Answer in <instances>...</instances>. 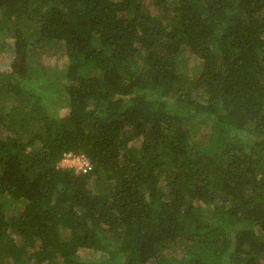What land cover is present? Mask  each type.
<instances>
[{"label": "trees", "instance_id": "1", "mask_svg": "<svg viewBox=\"0 0 264 264\" xmlns=\"http://www.w3.org/2000/svg\"><path fill=\"white\" fill-rule=\"evenodd\" d=\"M0 264H264V0H0Z\"/></svg>", "mask_w": 264, "mask_h": 264}, {"label": "rangeland", "instance_id": "2", "mask_svg": "<svg viewBox=\"0 0 264 264\" xmlns=\"http://www.w3.org/2000/svg\"><path fill=\"white\" fill-rule=\"evenodd\" d=\"M36 57H37V54H36ZM3 60H5L6 62L9 60V62H10L9 58H4ZM65 63H66L65 58L48 57L46 59L43 58L42 62L40 64H41V66H44V67H54V68H57L58 70L62 71L64 66H65ZM3 67L4 68L7 67V64L3 65ZM60 165L61 166H73L72 163L66 162V161L65 162L61 161ZM75 165H77V167H79V164L77 162H75Z\"/></svg>", "mask_w": 264, "mask_h": 264}, {"label": "built area", "instance_id": "3", "mask_svg": "<svg viewBox=\"0 0 264 264\" xmlns=\"http://www.w3.org/2000/svg\"><path fill=\"white\" fill-rule=\"evenodd\" d=\"M63 162H70L77 170L86 171L89 167V161L88 158L85 155H72V154H66L64 158L62 159ZM75 162L79 164V167L75 165Z\"/></svg>", "mask_w": 264, "mask_h": 264}]
</instances>
